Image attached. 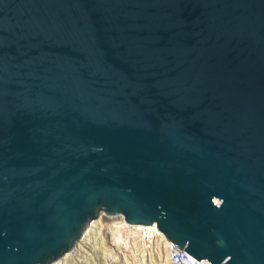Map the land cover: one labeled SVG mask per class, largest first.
<instances>
[{
	"label": "water",
	"instance_id": "1",
	"mask_svg": "<svg viewBox=\"0 0 264 264\" xmlns=\"http://www.w3.org/2000/svg\"><path fill=\"white\" fill-rule=\"evenodd\" d=\"M100 217L264 264V0H0V264Z\"/></svg>",
	"mask_w": 264,
	"mask_h": 264
},
{
	"label": "built area",
	"instance_id": "2",
	"mask_svg": "<svg viewBox=\"0 0 264 264\" xmlns=\"http://www.w3.org/2000/svg\"><path fill=\"white\" fill-rule=\"evenodd\" d=\"M102 219L105 221L104 217ZM119 224L127 228L126 239L128 246L126 244L114 245L113 255H115L117 260L115 264H127L128 260H138L142 264H147V262H150V255L153 258H159L164 253L168 257L170 264H209L206 259L198 261L178 248L166 238L157 223L151 225ZM160 238L163 239V244L158 247L157 243Z\"/></svg>",
	"mask_w": 264,
	"mask_h": 264
},
{
	"label": "rangeland",
	"instance_id": "3",
	"mask_svg": "<svg viewBox=\"0 0 264 264\" xmlns=\"http://www.w3.org/2000/svg\"><path fill=\"white\" fill-rule=\"evenodd\" d=\"M116 231L114 224H108L103 221V226H97L93 231L85 237L81 242V246L77 249L80 252L79 256L75 258L74 254H68L65 256V264H115L117 262L113 252L115 239L113 233ZM94 232V236L93 235ZM125 238V237H124ZM104 241V242H103ZM123 243H126L124 241ZM130 245V244H129ZM127 256V254H126ZM161 257L151 258V262L147 264H169V260ZM75 258V259H74ZM74 259V260H73ZM127 264H142L138 260H128Z\"/></svg>",
	"mask_w": 264,
	"mask_h": 264
},
{
	"label": "bare ground",
	"instance_id": "4",
	"mask_svg": "<svg viewBox=\"0 0 264 264\" xmlns=\"http://www.w3.org/2000/svg\"><path fill=\"white\" fill-rule=\"evenodd\" d=\"M114 225H115V229H116V231L113 233V236L112 237H114V239H115V242L116 243H118V245H123V244H126V246H128V241H127V239H126V234H127V228H125V227H122V225H120L119 223H114ZM97 226H103V219H102V217H100V218H98L96 221H94L92 224H91V226L89 227V229L86 231V233H85V235H84V237L82 238V240L79 242V244L76 246V248H74V250H72L71 252H68L66 255H68V254H74L75 255V258L77 257V256H79V254H80V252H78V248L81 246L80 244H81V242L82 241H84L86 238L85 237H87L92 231H93V229L94 228H97ZM92 236H94V232H93V235ZM125 237V238H124ZM85 238V239H84ZM124 241H126V243H123ZM104 242V241H103ZM83 243V242H82ZM162 245L163 244V239H158V243H157V245H158V247H159V245ZM114 245H115V243H114ZM165 254V253H164ZM125 255H126V253H125ZM65 258V257H64ZM62 259V260H59V261H56V262H54L53 264H65V259ZM74 258V259H75ZM151 258H152V255H150V262H151ZM163 258L165 259L166 258V260L168 259V257L165 255V256H163ZM73 259V260H74ZM169 260V259H168ZM65 261V262H64ZM169 264H170V262H169Z\"/></svg>",
	"mask_w": 264,
	"mask_h": 264
}]
</instances>
